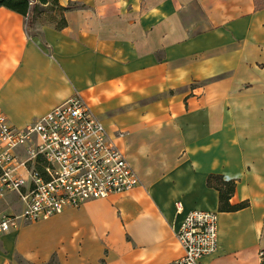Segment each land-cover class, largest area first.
Wrapping results in <instances>:
<instances>
[{
  "label": "crops",
  "instance_id": "obj_1",
  "mask_svg": "<svg viewBox=\"0 0 264 264\" xmlns=\"http://www.w3.org/2000/svg\"><path fill=\"white\" fill-rule=\"evenodd\" d=\"M58 3L73 6L61 30L49 21L55 12L29 30L26 17L0 8V111L23 129L79 95L142 184L0 232V264H175L191 211L218 219V249L201 264H264V8L256 0ZM211 176L234 181L230 203L248 207L221 212ZM24 209L8 193L0 222Z\"/></svg>",
  "mask_w": 264,
  "mask_h": 264
},
{
  "label": "built area",
  "instance_id": "obj_2",
  "mask_svg": "<svg viewBox=\"0 0 264 264\" xmlns=\"http://www.w3.org/2000/svg\"><path fill=\"white\" fill-rule=\"evenodd\" d=\"M24 150L22 157L19 153ZM0 199L17 193L20 215L3 217L0 232L48 219L66 208L127 193L142 184L137 171L85 100L74 96L26 128L0 111ZM181 205L179 204V207ZM177 239L184 255L175 264H201L218 249L217 214L189 212ZM264 260V252L260 254Z\"/></svg>",
  "mask_w": 264,
  "mask_h": 264
},
{
  "label": "trees",
  "instance_id": "obj_3",
  "mask_svg": "<svg viewBox=\"0 0 264 264\" xmlns=\"http://www.w3.org/2000/svg\"><path fill=\"white\" fill-rule=\"evenodd\" d=\"M37 4L31 5V0H0V8H7L17 12L28 19V29L32 30L36 16L43 12H55L49 18V21L56 22L57 29H63L67 25L64 13L73 6L67 8L61 7L58 0H37ZM258 8H264V2L256 0ZM43 6H47L46 9ZM0 169V176H1ZM210 186L215 187L220 193V211L237 212L248 207V202L233 205L230 203L235 193L236 183L234 181H225L221 177L211 176L208 180Z\"/></svg>",
  "mask_w": 264,
  "mask_h": 264
},
{
  "label": "rangeland",
  "instance_id": "obj_4",
  "mask_svg": "<svg viewBox=\"0 0 264 264\" xmlns=\"http://www.w3.org/2000/svg\"><path fill=\"white\" fill-rule=\"evenodd\" d=\"M261 2H264V0H260ZM46 9V8H45ZM35 222H38V221H35ZM35 222H30V223H35ZM20 223H24V224H29L27 222H24V221H21Z\"/></svg>",
  "mask_w": 264,
  "mask_h": 264
}]
</instances>
